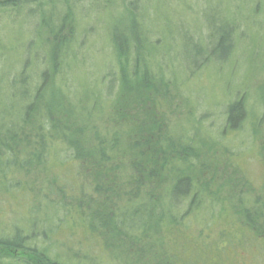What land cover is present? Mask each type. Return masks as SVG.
Instances as JSON below:
<instances>
[{
	"label": "rangeland",
	"instance_id": "obj_1",
	"mask_svg": "<svg viewBox=\"0 0 264 264\" xmlns=\"http://www.w3.org/2000/svg\"><path fill=\"white\" fill-rule=\"evenodd\" d=\"M140 31L145 38L140 45L146 53L150 84L158 86L143 91L136 87L131 103L122 110L118 104L116 111L109 103L119 94L120 70L111 38L117 33L127 49L132 32L137 35ZM221 32L227 33L228 44L213 50ZM54 39L56 43L65 41V46L52 86L73 109L76 122L86 125V138L94 126L106 132L115 121L146 125L160 121L171 137L198 147L205 154L204 161L211 163L202 176L212 178L211 189L221 200L215 204L207 200L200 209L214 214L223 225H198L191 219L196 213L192 211L181 217L188 207V199L182 200L168 230L160 239L150 237L153 252L148 254L143 240L125 245L107 230L101 234L97 229H84L86 224L75 215L71 221L64 219L62 208L55 205L59 202L56 187L44 186L45 174L50 173L37 166L35 171L8 179L25 182L14 186L12 192L2 190L0 181L3 227L22 218L24 225H20L25 231L35 233H25L33 235L27 238V245L46 246L65 264H170L167 258L175 264H264V227L260 222L264 220V0H33L19 6L0 4L3 125L9 120L8 113H22L24 91L34 96L42 71L50 68ZM234 101L242 103L243 116L230 126L227 107ZM75 120L71 119L72 123ZM53 154V148L46 153V166L52 171L73 170L71 179L78 184L80 195H90L83 168L66 152L58 159L68 160L66 167L48 164ZM167 187L163 185V190ZM70 191L65 192L66 202L75 192ZM118 202L122 207L123 201ZM237 202L254 219L243 217L242 208H234ZM228 203L231 206L225 205ZM71 204L78 205L74 200ZM218 204L225 205L223 212ZM256 217L258 221L252 222ZM198 218L204 221L201 215ZM139 222L141 219L135 218V224ZM223 226L227 232L217 230ZM208 227L216 229L210 232ZM164 239L176 245L184 243L182 253L179 250L171 255L170 248L163 246ZM21 259L22 264L34 263L28 255Z\"/></svg>",
	"mask_w": 264,
	"mask_h": 264
},
{
	"label": "trees",
	"instance_id": "obj_2",
	"mask_svg": "<svg viewBox=\"0 0 264 264\" xmlns=\"http://www.w3.org/2000/svg\"><path fill=\"white\" fill-rule=\"evenodd\" d=\"M29 1L33 0H5L0 4L19 6ZM117 35V33L113 34L111 40L120 70V91L115 101L109 103V106L116 111L119 109L118 104H122L120 105L122 110V106L131 103L133 90L136 87L143 91L155 89L157 85L150 84L151 75L147 69V61L144 59L146 53L140 45L145 40L142 32H138L137 35L132 32L131 43L129 40L131 49L128 45L127 49L124 48V41ZM64 42L62 40L56 43L54 39V42L50 44L48 61L50 68L42 71L41 82L33 97H29V94L24 91L26 100L21 107L22 113L19 111L18 116L16 114L11 116L8 113L10 117L5 125L0 119L2 190L12 192L14 186L25 183L21 179L9 182L8 179L11 176L30 173L31 169L35 171L37 166H42L45 173H50L45 174L47 179L44 180V186L56 187L59 202L55 205L62 208L61 216L64 219L71 221L75 215L86 224L87 227L84 229L88 231L97 229L101 234H106L104 230H107L108 234H115L118 242L125 245H137V242L143 240L147 242L148 254L153 252L150 247L152 242L150 237L160 239L161 233L164 234L163 231L168 230V226L173 223L171 221L179 213L182 200L185 202L188 199V207L185 215L180 213L181 217L190 215L192 211L191 213H196L191 219L198 225H204V227L206 223L223 225L218 223L214 214H206L200 209L207 200L214 204L221 200L220 194L211 189L212 178L202 176L208 168L212 167L211 163L204 161L198 147L186 143L179 137H171L160 121H153L149 125L140 122L129 124L115 121L106 132L94 126L90 136L86 138L84 133L87 129L86 125L76 122L77 115L71 107L63 103V97L52 86L54 75L57 73L58 60L65 46ZM225 43H227V33L221 32L219 41L212 49L222 47ZM129 54L132 55L131 59ZM242 116L240 101H234L228 105L227 124L235 126ZM71 119L75 121L72 123ZM55 135H57L56 139H54ZM51 148L54 154L53 157H48L50 160L48 164L54 162L60 168L66 167V161L68 163L69 161L58 159L61 152H66L67 157L69 154L77 162L76 164L83 168L84 177L87 178L92 190L90 195H80L78 184L71 179L73 170L52 171L51 166H46L45 156ZM208 150L211 151V149ZM7 156H10V159L5 158ZM23 157L25 160H21ZM2 165L6 167L3 168ZM165 184H168V187L163 190ZM68 188L72 192L75 191L70 198L78 205L72 206V200L69 198V202L64 201ZM118 201H123L122 207ZM225 205L231 206L230 203ZM225 205L220 206V212H223ZM240 205L237 202L234 208L241 207ZM242 210L243 217H248L249 220L254 219L248 216L250 213L247 209L242 208ZM236 212L242 211L236 210ZM198 215H201L204 221L198 218ZM135 218L141 219L142 222L135 224ZM255 219L252 222L258 221L257 217ZM1 222L0 262L22 264L21 256L28 255L34 260L33 264H65L56 259V254H50L48 247L43 246L37 249L35 246L27 245V238L35 233L25 231L22 218L8 221L5 227H3L5 223L1 224ZM260 222L264 227V220L261 219ZM226 225L229 226V224ZM248 225L252 224L248 222ZM8 226L11 227L7 230L8 233H5V228ZM208 228L210 229L206 230L210 232L216 229ZM217 230L227 232L228 228L223 226L222 229ZM25 233L31 234L25 235ZM164 244L170 248L171 255H173L172 252H179V250L182 253L185 247L184 243L176 245L175 241L166 242L165 239L163 246ZM215 254L218 255V253ZM167 260L170 264H175V260L169 258Z\"/></svg>",
	"mask_w": 264,
	"mask_h": 264
}]
</instances>
